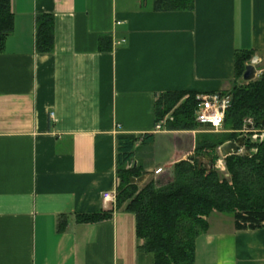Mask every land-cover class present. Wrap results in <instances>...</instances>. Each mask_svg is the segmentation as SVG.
I'll return each instance as SVG.
<instances>
[{
  "label": "crops",
  "instance_id": "obj_1",
  "mask_svg": "<svg viewBox=\"0 0 264 264\" xmlns=\"http://www.w3.org/2000/svg\"><path fill=\"white\" fill-rule=\"evenodd\" d=\"M11 7L14 31L0 51V264H154L136 215L104 199L118 192V138L137 139L133 163L147 180L189 159L197 135L212 131L157 130L158 96L228 92L237 52L264 59V0H194L182 11L156 10L155 0ZM40 14L54 16L49 53L36 50ZM109 210L107 220H76ZM216 213L195 264H264V227L238 229Z\"/></svg>",
  "mask_w": 264,
  "mask_h": 264
},
{
  "label": "trees",
  "instance_id": "obj_2",
  "mask_svg": "<svg viewBox=\"0 0 264 264\" xmlns=\"http://www.w3.org/2000/svg\"><path fill=\"white\" fill-rule=\"evenodd\" d=\"M156 10H192L194 0H155ZM14 31L11 0H0V51ZM54 49V16L40 14L36 18V50L49 53ZM252 51L236 54V78L225 93L232 97L223 132H205L196 137L194 154L175 164L173 171L143 186L132 183L146 172L135 165L137 139L119 137L117 141V173L119 186L117 207L136 215V232L144 241L142 250L153 255L154 264H195L196 240L206 233L213 213L233 216L238 229L264 227V141L252 156L233 154L226 157L227 172L216 169L219 148L239 138L244 120L252 118L256 127L264 121V71L246 82L243 74L253 57ZM198 93L166 92L156 101V123L166 119L171 130H198L196 120ZM247 146H251L247 143ZM211 158L208 169L200 158ZM113 210L78 214L79 223H95L112 217ZM66 215L59 221V231L66 227Z\"/></svg>",
  "mask_w": 264,
  "mask_h": 264
},
{
  "label": "built area",
  "instance_id": "obj_3",
  "mask_svg": "<svg viewBox=\"0 0 264 264\" xmlns=\"http://www.w3.org/2000/svg\"><path fill=\"white\" fill-rule=\"evenodd\" d=\"M255 66V65H254ZM256 67V66H255ZM258 72V71H257ZM258 76V75H257ZM196 99L198 101L196 109V120L199 124L208 126L212 132H223L224 124L226 120V114L232 104V97L228 93H204L197 94ZM166 119L163 122L157 124L156 129L161 130L165 124ZM251 126V127H249ZM239 137H244L245 146L240 148L235 154L245 155L247 143L250 146V153L252 155L258 152V145L264 141V125L262 127H256L252 118L244 120V126L240 130ZM226 157L221 155L219 149V158L216 161L215 167L222 173L227 172ZM118 192H105L104 199L106 201L116 202Z\"/></svg>",
  "mask_w": 264,
  "mask_h": 264
},
{
  "label": "water",
  "instance_id": "obj_4",
  "mask_svg": "<svg viewBox=\"0 0 264 264\" xmlns=\"http://www.w3.org/2000/svg\"><path fill=\"white\" fill-rule=\"evenodd\" d=\"M257 75H258V72H257L256 67L253 64H247V66L245 68V72L243 74V79L246 82L253 81L256 79ZM263 125H264V121H263ZM249 127H251V126H249ZM244 146H245L244 137H239L237 140L230 141V142L223 144L219 149H220L222 156L228 157V156L233 155L236 152H238L240 150V148H242ZM246 151H247L246 155L250 156L251 153H250V147L249 146L246 147ZM205 157L211 162V158L209 156H205ZM203 159H204V157L200 158V162H199L200 165L204 164L202 162ZM210 162L208 164H206L208 169H211ZM147 177H148V174H145L144 176H141L139 178L131 177L130 180L132 183H136L139 186H143L146 183Z\"/></svg>",
  "mask_w": 264,
  "mask_h": 264
},
{
  "label": "rangeland",
  "instance_id": "obj_5",
  "mask_svg": "<svg viewBox=\"0 0 264 264\" xmlns=\"http://www.w3.org/2000/svg\"><path fill=\"white\" fill-rule=\"evenodd\" d=\"M249 64H253L256 66V69L258 71V76L256 77V79L260 76V74L264 71V59L263 60H257V61H254L253 63L252 62H249ZM171 118V114H169L166 119H169ZM150 181L149 179L146 180V183ZM216 214H221V213H216ZM223 214V213H222ZM223 215H228V214H223ZM228 216H231V215H228Z\"/></svg>",
  "mask_w": 264,
  "mask_h": 264
}]
</instances>
